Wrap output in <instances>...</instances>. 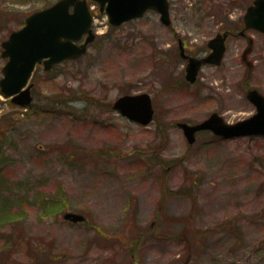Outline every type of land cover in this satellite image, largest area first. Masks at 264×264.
<instances>
[{
    "label": "rangeland",
    "instance_id": "rangeland-1",
    "mask_svg": "<svg viewBox=\"0 0 264 264\" xmlns=\"http://www.w3.org/2000/svg\"><path fill=\"white\" fill-rule=\"evenodd\" d=\"M55 1L0 0V79L2 42ZM170 3L171 25L149 11L118 27L93 4L85 55L39 65L27 106L0 94V264H264V137L207 130L191 144L177 124L256 112L247 92L264 94V34H240L254 0ZM228 29L222 63L188 82L178 39L204 55ZM142 92L147 126L113 108Z\"/></svg>",
    "mask_w": 264,
    "mask_h": 264
},
{
    "label": "water",
    "instance_id": "water-1",
    "mask_svg": "<svg viewBox=\"0 0 264 264\" xmlns=\"http://www.w3.org/2000/svg\"><path fill=\"white\" fill-rule=\"evenodd\" d=\"M90 2L97 3L100 10L107 13L112 26L142 17L150 9L160 13L164 24H171L169 0H57L27 16L25 24L12 31L3 41L2 56L7 58V61L2 68L0 90L4 95L11 96L12 101L18 104L31 103L32 84H27L38 62H43L45 68L49 69L54 64L86 53L88 44L96 36L92 29L94 14ZM244 21L245 29H256L264 33V0H254L247 9ZM86 34L85 41L78 44ZM226 37L227 33H218L209 41L213 50L208 56L189 58L186 67L188 81L193 83L197 80L203 64L219 65L222 62ZM180 47L183 48L182 40ZM250 50L251 46L245 50L244 58ZM247 97L256 107V112L247 118L231 123L220 113L212 112L199 123L179 121L177 124L191 144L196 140V133L201 130H211L223 138L264 136V94L256 88H251ZM113 108L142 125H148L155 115L152 97L147 92L121 95L114 101ZM64 218L73 222H84L87 219L83 213L74 211H67ZM227 264L243 263L232 261Z\"/></svg>",
    "mask_w": 264,
    "mask_h": 264
},
{
    "label": "flooded vegetation",
    "instance_id": "flooded-vegetation-1",
    "mask_svg": "<svg viewBox=\"0 0 264 264\" xmlns=\"http://www.w3.org/2000/svg\"><path fill=\"white\" fill-rule=\"evenodd\" d=\"M243 27H244V26H243ZM240 32H241V31H240ZM222 33H223V34H224V33H227V38H226V40H225V42H226V47H227V41H228V39L230 38V36H232V34H233L234 32H233V30L228 29V30H225V31L222 32ZM240 34L244 35L245 32L240 33ZM180 41H181V38L178 39V47H179V49H180V54H181V56H182V57L184 58V60L186 61V64L188 63L190 57H199V58H203V57L208 56V55L212 52V50H213V49L209 46V42H208V43H207V52H206L204 55H202V54H196V53H193L191 50L188 49L187 45L184 43V40H183V47H184V49L181 48V47H180ZM182 51L184 52V54H182ZM41 65H42V64H41Z\"/></svg>",
    "mask_w": 264,
    "mask_h": 264
}]
</instances>
